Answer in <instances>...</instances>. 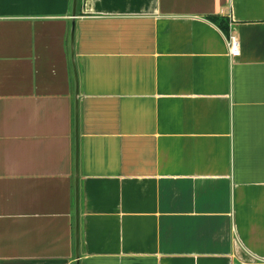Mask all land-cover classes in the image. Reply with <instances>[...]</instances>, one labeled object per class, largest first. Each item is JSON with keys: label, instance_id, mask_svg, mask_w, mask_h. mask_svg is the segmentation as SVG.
Listing matches in <instances>:
<instances>
[{"label": "crops", "instance_id": "0c3cea01", "mask_svg": "<svg viewBox=\"0 0 264 264\" xmlns=\"http://www.w3.org/2000/svg\"><path fill=\"white\" fill-rule=\"evenodd\" d=\"M0 264H264V0H0Z\"/></svg>", "mask_w": 264, "mask_h": 264}, {"label": "built area", "instance_id": "2783aa9c", "mask_svg": "<svg viewBox=\"0 0 264 264\" xmlns=\"http://www.w3.org/2000/svg\"><path fill=\"white\" fill-rule=\"evenodd\" d=\"M226 43L228 47V52L230 57H237L239 56V41L235 35L229 34L226 38Z\"/></svg>", "mask_w": 264, "mask_h": 264}, {"label": "trees", "instance_id": "16d2710c", "mask_svg": "<svg viewBox=\"0 0 264 264\" xmlns=\"http://www.w3.org/2000/svg\"><path fill=\"white\" fill-rule=\"evenodd\" d=\"M214 22H218V25L223 27L226 23V21H224L223 19H218V18H213Z\"/></svg>", "mask_w": 264, "mask_h": 264}, {"label": "water", "instance_id": "95a60500", "mask_svg": "<svg viewBox=\"0 0 264 264\" xmlns=\"http://www.w3.org/2000/svg\"><path fill=\"white\" fill-rule=\"evenodd\" d=\"M74 1H75V0H74ZM76 233H78V232H77V228H76ZM77 243H78V239H77Z\"/></svg>", "mask_w": 264, "mask_h": 264}]
</instances>
